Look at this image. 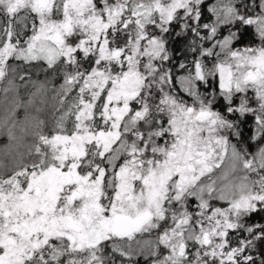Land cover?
Listing matches in <instances>:
<instances>
[{
    "label": "snow or ice",
    "instance_id": "obj_1",
    "mask_svg": "<svg viewBox=\"0 0 264 264\" xmlns=\"http://www.w3.org/2000/svg\"><path fill=\"white\" fill-rule=\"evenodd\" d=\"M0 85V264H264V0H0Z\"/></svg>",
    "mask_w": 264,
    "mask_h": 264
},
{
    "label": "trees",
    "instance_id": "obj_2",
    "mask_svg": "<svg viewBox=\"0 0 264 264\" xmlns=\"http://www.w3.org/2000/svg\"><path fill=\"white\" fill-rule=\"evenodd\" d=\"M227 34V33H225ZM250 38V36H249ZM22 71V70H21ZM44 79V75L43 73H40L39 75L37 74H33L32 75V80H43ZM59 82V81H57ZM16 84H17V92H15L14 94L9 93L8 97L9 99L13 96H18L20 101L23 103L22 107H20L19 109H17V120L20 122L19 127H17L16 134L18 136H22L24 135L23 133L20 132V127H25L27 125V122L24 120L25 115L27 114L29 117H31L32 113H35L36 110H34V108L32 107V104H29L28 101L29 99L32 97L31 93L34 92V87L32 86V84L29 82L27 85H25L24 81H20L18 78L16 80ZM4 85H0V88H2ZM51 87V85H50ZM4 93L2 91H0V117H3L5 115L4 109L7 106V102L4 100ZM50 96V94H49ZM36 98H40L39 96H36ZM50 111V108L47 109V105L45 106V109L42 111L43 113H41L42 115H47V112ZM25 122V123H23ZM51 123H48L45 130H48V127H50ZM3 130L0 129V133H2ZM8 144V140L6 135L0 134V159H4L5 162L10 161L11 156L13 154H15V152L12 153H8V155H3L2 156V152H9L6 150L5 145ZM9 148L12 150H18V147L15 144L9 145ZM21 151L23 150V148H19ZM255 149L253 148L252 151H254ZM254 255H258L259 252L257 250V252L253 253Z\"/></svg>",
    "mask_w": 264,
    "mask_h": 264
},
{
    "label": "rangeland",
    "instance_id": "obj_3",
    "mask_svg": "<svg viewBox=\"0 0 264 264\" xmlns=\"http://www.w3.org/2000/svg\"><path fill=\"white\" fill-rule=\"evenodd\" d=\"M36 91V89H34V92ZM12 94H14V93H12ZM12 99V97L9 99V100H11ZM30 99H32L33 101H34V103H32V107L34 108V110H36V108L37 107H40V108H42L43 110L45 109V106L47 105V109H49L50 108V111L49 112H47V115H42L41 113H43L42 111L41 112H35V113H32V115H31V117H35V116H39V118H41V119H44L46 122H47V124L48 123H51V120H52V112H53V109H52V107H51V105L52 104H54L55 103V101H52L51 99H49L48 100V103H46V104H43V105H41L40 104V98H36V97H31ZM29 99V100H30ZM21 104H23L22 102H21ZM30 117V118H31ZM23 123H25V122H23ZM6 150L7 151H9V152H5V151H3L2 152V156L3 155H5V153H12V152H16V150H12V149H10L9 147H7L6 148ZM17 151H21L19 148H18V150ZM23 151V150H22Z\"/></svg>",
    "mask_w": 264,
    "mask_h": 264
}]
</instances>
